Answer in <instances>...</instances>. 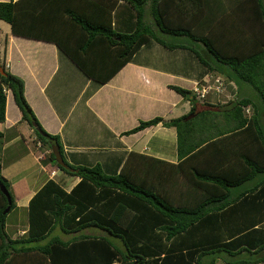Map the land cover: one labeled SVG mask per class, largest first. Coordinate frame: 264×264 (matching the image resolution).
Here are the masks:
<instances>
[{"label": "trees", "instance_id": "trees-1", "mask_svg": "<svg viewBox=\"0 0 264 264\" xmlns=\"http://www.w3.org/2000/svg\"><path fill=\"white\" fill-rule=\"evenodd\" d=\"M0 20L13 36L54 44L98 84L154 41L168 50H188L207 72L221 73L205 59L210 58L256 98L199 109L206 102L199 105L192 91L171 86L190 103L189 112L170 121H141L124 134L160 123L174 127L179 161L130 153L120 171L108 175L100 165L73 166L64 160L67 169L58 166L51 144L63 154L59 139L35 118L23 81L0 64L5 72L0 74V123L9 90L21 121L48 150L46 161L79 178L69 192L48 180L28 203L25 237L12 241L5 223L15 206L0 173V185L11 197L3 214L8 202L0 190V264H216L221 255L231 258L224 264L260 262L239 258L264 250V232L253 229L258 220L231 228L222 224L232 223L246 205L241 199L228 201L230 189L264 174V0H11L0 3ZM163 35L187 38L191 46L167 43ZM244 107L252 114L245 116ZM222 112L231 114L233 125L221 134L193 123ZM57 229L71 238L52 235ZM90 229L104 235L84 233Z\"/></svg>", "mask_w": 264, "mask_h": 264}, {"label": "crops", "instance_id": "crops-1", "mask_svg": "<svg viewBox=\"0 0 264 264\" xmlns=\"http://www.w3.org/2000/svg\"><path fill=\"white\" fill-rule=\"evenodd\" d=\"M205 59L221 73L207 72L188 50H168L150 41L109 81L98 84L85 77L54 44L13 36L9 24L0 20V64L23 81L25 100L40 126L59 139L67 163L83 167L100 165L108 175L117 174L130 153L172 164L179 161L174 127L160 123L135 134H124L141 121L156 117L170 121L189 112L190 103L171 86L192 91L195 83L209 75H220L232 90L205 101L204 108L254 98L248 85L228 79L232 75L226 68L215 65L208 57ZM5 93V120L0 123V173L9 183L15 206L10 213L13 214L27 211L30 199L48 180L69 192L79 178L66 175L44 161L47 151L40 149L32 129L21 121L11 92ZM232 199H241L246 205L239 207L233 219L230 217L231 224L227 219L222 225L231 228L256 219L253 229L264 232V174L231 188L228 201ZM10 214L6 217L5 232L15 241L25 237L28 217L27 224L13 229L7 223ZM239 258L264 264V250L257 255L243 252ZM230 259L221 255L216 264Z\"/></svg>", "mask_w": 264, "mask_h": 264}, {"label": "rangeland", "instance_id": "rangeland-1", "mask_svg": "<svg viewBox=\"0 0 264 264\" xmlns=\"http://www.w3.org/2000/svg\"><path fill=\"white\" fill-rule=\"evenodd\" d=\"M162 39L165 42L170 43V44H184V45H190L191 46V41H189L187 38H184V37H175V36L163 35ZM194 46H196V45H194ZM198 50L200 51V53L203 57L206 56L203 54L202 49H198ZM194 61H195L196 65L199 66L198 62L196 60H194ZM229 90L231 91L232 88L230 89V86H227V91H229ZM251 91H252L253 95H255L254 91L253 90H251ZM213 96H216V95H214V94L208 95L206 98V101H208L211 98H213L215 100V98ZM253 100H256L255 96H254ZM226 103H229V101ZM202 107L203 106H199V109H202ZM206 108H207V106H206ZM248 109H249L248 113L245 112V109H243V111L248 115L252 114V108L249 107ZM246 114H244V115H246ZM202 119H203V117H198L195 121H193V123L196 124V126L199 125L200 127L206 128L204 130L210 131V133H212L211 135L221 134L228 127L230 128L233 125V124H231V122H232L231 114H229V113L227 114L225 112H222V113L215 115V116L214 115H208L207 117H205L203 119V121H202ZM263 124H264V119H263ZM196 128H199V127H196ZM40 149L43 151L46 150L47 151L46 155H48V150L46 148H43L40 146ZM44 161H46V158ZM7 223L9 225H11V228H13V229H18L22 224H27V211L24 209V210H19L18 212H15L13 214H10V216L7 220ZM84 233L87 235H97V236L104 235L103 232L97 231L96 229L87 230ZM52 235H58L61 238H63L64 240H69L71 238L70 235H64L58 229L55 230L52 233ZM110 239L112 240V238H110Z\"/></svg>", "mask_w": 264, "mask_h": 264}, {"label": "built area", "instance_id": "built-area-1", "mask_svg": "<svg viewBox=\"0 0 264 264\" xmlns=\"http://www.w3.org/2000/svg\"><path fill=\"white\" fill-rule=\"evenodd\" d=\"M227 90L226 83L220 75H209L201 82L195 83L192 92L194 93L198 103H204L210 94L223 95ZM249 107H244L245 112H249ZM244 112V111H243ZM244 112V114H246ZM249 116L248 114H246Z\"/></svg>", "mask_w": 264, "mask_h": 264}, {"label": "water", "instance_id": "water-1", "mask_svg": "<svg viewBox=\"0 0 264 264\" xmlns=\"http://www.w3.org/2000/svg\"><path fill=\"white\" fill-rule=\"evenodd\" d=\"M0 74L5 75V72L3 71L1 66H0ZM192 116L193 115L188 116L185 120L190 119ZM32 125L38 131V133L41 134V131L39 129H37V125L35 123H33ZM51 152L54 155L55 161L58 164V166H60L64 169H67V164L65 163V161L63 159V155L59 151V147L55 144H51ZM70 171H74V170L71 169ZM0 190L7 198L8 206L6 207V209L3 212V214H7L9 212L10 206H11V197H10L7 189L4 186L0 185Z\"/></svg>", "mask_w": 264, "mask_h": 264}]
</instances>
